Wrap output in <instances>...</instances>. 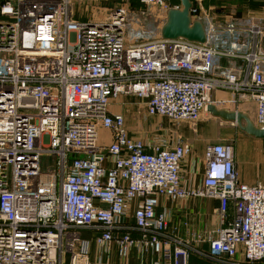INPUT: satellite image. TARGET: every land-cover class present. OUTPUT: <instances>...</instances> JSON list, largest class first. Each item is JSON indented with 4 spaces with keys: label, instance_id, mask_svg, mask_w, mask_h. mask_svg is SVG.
<instances>
[{
    "label": "built area",
    "instance_id": "built-area-1",
    "mask_svg": "<svg viewBox=\"0 0 264 264\" xmlns=\"http://www.w3.org/2000/svg\"><path fill=\"white\" fill-rule=\"evenodd\" d=\"M73 1L0 0V264H89L91 242L99 253L114 243L121 258L136 249L153 252V264H188L193 247L167 233L157 209L161 197L187 196L216 201L217 225L202 237L213 259L263 264L264 183L240 182L233 145L207 144L202 182L186 191L180 165L190 145L144 142L109 106L133 93L148 115L195 122L222 90L246 95L264 129V26L216 24L191 4L203 41L129 43L121 0H87L113 3L96 19L76 17ZM220 56L241 59L242 70L214 74ZM40 154L52 156L53 172L40 173Z\"/></svg>",
    "mask_w": 264,
    "mask_h": 264
},
{
    "label": "crops",
    "instance_id": "crops-1",
    "mask_svg": "<svg viewBox=\"0 0 264 264\" xmlns=\"http://www.w3.org/2000/svg\"><path fill=\"white\" fill-rule=\"evenodd\" d=\"M195 1L190 0V4ZM179 3L182 4L181 0ZM260 52L264 54V51L260 50ZM242 67L241 59L220 56L214 59L213 73L216 75L224 72L239 73ZM210 104L216 109L243 113L251 104L255 112L254 103L246 95L235 96L228 91L213 90ZM190 123V125L187 123L178 125L174 135L172 134L174 139L172 144L181 140L191 147V152L181 161L180 165L181 185L186 191L200 186L205 170V147L212 143L232 142L235 166L240 182L249 185L258 182L264 183V155L260 151H253L246 147V142L252 138L255 139V137L240 131L235 123L214 116L207 110L201 113L197 121ZM215 207L216 201L205 197L187 196L175 200L161 197L159 199L157 209L166 215L167 233L182 241H188L193 247L189 253L188 264H233L213 259L208 253V243L202 240V237L213 231L217 225ZM131 211L132 209L130 213ZM132 234L136 233L132 231ZM89 250V264H153L152 262L156 258L153 252L140 254L136 249L130 251L128 258H121L117 254L114 243L108 247L107 251L103 250L99 253L91 242ZM98 257H100L99 262H97ZM240 257L241 254L237 253L235 260Z\"/></svg>",
    "mask_w": 264,
    "mask_h": 264
},
{
    "label": "rangeland",
    "instance_id": "rangeland-1",
    "mask_svg": "<svg viewBox=\"0 0 264 264\" xmlns=\"http://www.w3.org/2000/svg\"><path fill=\"white\" fill-rule=\"evenodd\" d=\"M120 2L126 10L124 32L129 43L163 36L162 31L168 20V11L165 8L141 6L136 0H121ZM170 3H179V0H170ZM192 5L200 6L202 11L216 24L264 26V0H197ZM72 8L74 15L79 19H96L107 17L113 10V3L74 0ZM258 48L264 51V31L258 39ZM109 109L111 112L121 113L128 132L147 143L160 140V142L171 145L174 141L172 134L175 133L176 127L183 123L191 124L185 120H170L160 115H148L143 101L133 93L113 97ZM254 113L253 105L249 104L244 114L252 121ZM98 135L103 143L109 140L107 130L99 129ZM231 145H233L232 142ZM246 147L253 151H260L264 155V139L252 138L246 142ZM39 164L41 174L53 172L56 167L52 156L48 154H40ZM128 224H132V220H129Z\"/></svg>",
    "mask_w": 264,
    "mask_h": 264
},
{
    "label": "water",
    "instance_id": "water-1",
    "mask_svg": "<svg viewBox=\"0 0 264 264\" xmlns=\"http://www.w3.org/2000/svg\"><path fill=\"white\" fill-rule=\"evenodd\" d=\"M182 10L168 11L167 24L164 26L162 34L164 38L185 37L193 41H203L204 32L199 22H190L188 16V9L190 3L188 0H181ZM207 111L212 113L223 120L235 123L239 130L245 134L264 139V129L256 127L252 121L240 111H225L216 109L213 105L209 104L206 108Z\"/></svg>",
    "mask_w": 264,
    "mask_h": 264
}]
</instances>
